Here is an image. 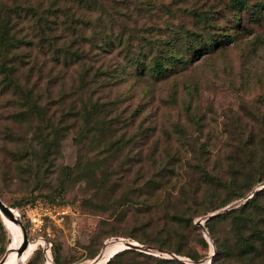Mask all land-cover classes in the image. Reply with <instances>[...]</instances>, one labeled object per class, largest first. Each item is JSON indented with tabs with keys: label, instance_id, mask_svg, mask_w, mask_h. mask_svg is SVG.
<instances>
[{
	"label": "rangeland",
	"instance_id": "obj_1",
	"mask_svg": "<svg viewBox=\"0 0 264 264\" xmlns=\"http://www.w3.org/2000/svg\"><path fill=\"white\" fill-rule=\"evenodd\" d=\"M88 1H96L98 11L77 10L80 4L75 0H0V9L7 12L17 4L23 7L20 18L14 15L17 40L11 49L23 84L6 94L0 84V197L17 213L28 241L36 244L22 264H108L126 247L123 241L156 252L126 249L129 252L114 264H185L172 254L191 264H211L216 254L218 264H264V243L250 263L237 255L244 237H255L256 230L264 233V182H257L264 179V0H244L247 6L242 8L233 5L235 0ZM29 7L48 11L57 22H70L74 14L82 20L77 23H84L91 13L95 21L106 9L107 17L115 16L112 29L124 35L166 37L187 29L206 38L233 27L234 39L225 51L194 65L176 99L162 103L160 111L152 110V104L148 116L137 117V123L145 117V131L138 136V130L130 127L127 132L110 113L92 123L78 115L89 97L111 102L120 111L128 105L133 110L142 91V83L133 76L112 87L101 86L104 77L92 92L78 94L74 87L79 86L80 69L61 63L55 77L64 75V83L46 92L42 82L34 100L39 109H30L33 99L26 96L21 64L26 47L23 11ZM194 12L203 19L194 18ZM206 16L215 29L207 28ZM92 25L78 24L65 33L91 37ZM95 27L101 33L111 30ZM85 52L84 59L92 56ZM103 53L104 69L120 64L131 68L121 48ZM160 95L156 89V97ZM184 103L197 108L196 119L191 121L183 112ZM118 139H123L121 149ZM195 147L199 158L193 155ZM255 195L254 204L238 210ZM156 198L161 202L155 204ZM65 208L68 214H58ZM147 209L152 211V224L146 213L141 216ZM236 209L234 215L213 220L211 233L196 224ZM34 216L40 217L39 224L32 222ZM18 235L0 213V261ZM176 246L181 255L167 250Z\"/></svg>",
	"mask_w": 264,
	"mask_h": 264
},
{
	"label": "trees",
	"instance_id": "obj_2",
	"mask_svg": "<svg viewBox=\"0 0 264 264\" xmlns=\"http://www.w3.org/2000/svg\"><path fill=\"white\" fill-rule=\"evenodd\" d=\"M75 1H78L80 4H77V10L81 8L91 11L97 9L95 6L96 1ZM233 3V5L240 6L241 8L247 6L244 0H235ZM22 9L23 7L19 4L8 8V12L5 9H0V84L3 94H6L11 88L13 89L14 86L20 87L23 84L20 75L21 67L16 63V60H18L16 54L11 51L17 40V21H14V15L20 18V10ZM23 12L24 22L26 24L24 25L22 43L26 47L25 57L21 64L24 66V83L28 88L26 90V96L28 101L33 99V106H30V109H39L37 102L34 100L37 99L40 94L37 90L40 84L44 83L46 92H49L57 88L59 84L62 85L64 83V75L60 79L59 77H55V74H57L56 67L61 63L66 66V68L76 66V68L80 69L77 77L79 86L74 87L78 94H88L92 92V86L104 77L105 79L101 86L112 87L120 82L129 81L130 76H133V79H136V81L134 80L135 82L139 81L142 83V91L140 92L141 99L136 106L134 105L133 110L132 106L128 105L126 107L128 110L122 108V112L118 110L115 104L111 105V102L93 101V99L89 97L83 101L78 115L80 118L84 119L85 123H92L94 120H99L102 116L105 118V116L110 113L117 119V122H120L121 126L127 128V132H129L130 127L131 129L138 130L140 133L138 136H141V133L145 131V129H143L145 117L143 116L140 123H137V117L140 114L148 116L147 108L152 106V104V110L159 109L160 111L162 103H167V100L171 98L176 99L179 96L178 88L180 84H186L187 74L192 70L194 65L204 58L215 56L220 51H225L230 42L234 39L233 35L230 33L233 27H231V30H227L223 35L215 36L212 33H208L206 38L199 36L197 32H191L187 29H185L182 34L173 32L171 36L166 37H164V35H146L145 33H129L128 35H124L123 32L116 33L112 29L116 24L115 16L112 15L107 17L109 12L106 9L100 10V13L104 15L103 17L100 15L93 21L91 13V17L86 18L83 21L84 23H77L76 21L81 22L82 20H77L74 14H72L70 22L67 20H60V22H57L59 19L56 16L54 19H50L48 11L45 14L36 7L26 8ZM56 13H58V11H54V14ZM191 14L198 20H202L204 17V15H200L198 12ZM206 18L207 20L205 23L207 28L215 29L216 27L213 24H209V16H206ZM256 21L258 20L256 19ZM88 23L93 24L90 31L91 37H87L84 33H78V35L72 33L71 38L65 33L67 30H74L78 24L87 25ZM95 26L111 30L109 33H101L96 31ZM87 43L90 47L88 49L86 48ZM115 48H121L126 62L131 66L130 69H128L129 67H127V64L124 66L120 64L118 67L117 65H113L112 68L104 69L103 52H112ZM85 51H88L89 55L92 56L84 59L88 56ZM14 55L15 58L13 57ZM109 80H112V82ZM156 89L161 92L159 98L156 97ZM68 90L73 91L71 88H68ZM62 93L65 95L67 92L66 90H62ZM156 102L159 106L157 108L155 107ZM196 109V107H192V103H184L183 112L188 115L191 121L197 118L198 111ZM114 110L115 113H113ZM119 118H121V121H118ZM157 123L158 122L154 123V125L156 126ZM94 124L97 125V123ZM122 140L118 139L116 142L120 145L119 149L123 146ZM80 142L81 141H79V143ZM197 145L198 144H196V146ZM197 150L199 149L195 147L193 155L199 158V153L197 154L195 152ZM68 169L71 172L74 170V168L70 167ZM162 174L163 173H161V175ZM257 182H264V179L259 178ZM256 198L257 196L255 195L238 210L242 211L244 207L254 204ZM160 199L161 198H156L155 204L161 202ZM230 202L231 201L220 207H216L214 211L225 207ZM238 210H232L217 218L208 219L205 228L211 233L213 231L211 227V222L213 220H220L226 216L234 215ZM139 212L140 211H136L134 214H138ZM150 212H152L151 209H147L146 212H142L141 216H143V213H146V217L151 220L149 224H152L150 222L153 220V215ZM195 215H197V213H193L191 216ZM191 219H193V217L189 218L188 221ZM240 221L246 224L242 219H240ZM249 222L253 227H258L254 219H251ZM187 224L189 228L190 224ZM259 231L260 230H256V232H253V236H255L253 238L244 237L238 245V257L248 261V263L255 259L258 253V245L264 243V233H260ZM159 247L161 249L164 248L160 245ZM167 250L176 255L182 254V249L179 246L167 247ZM128 252L129 250H124L115 254L109 260L108 264H114L115 260ZM218 253L223 254L222 251ZM217 257L218 254L215 255L211 264H218L219 260H217Z\"/></svg>",
	"mask_w": 264,
	"mask_h": 264
},
{
	"label": "water",
	"instance_id": "obj_3",
	"mask_svg": "<svg viewBox=\"0 0 264 264\" xmlns=\"http://www.w3.org/2000/svg\"><path fill=\"white\" fill-rule=\"evenodd\" d=\"M227 209H230V207L227 208ZM0 213L3 215V217H4L5 219H8V220L13 221V222H15V223H18V224L21 226L22 231H23V244H24V245H23V248H22L21 250L18 251V253L21 254V253L25 250V248L27 247V244H28V242H29V241H28V238H27V232H26L24 226L22 225V223L20 222L18 216H16V215H15V212H14L9 206H7V205L3 202V200L1 199V197H0ZM218 214H220V213H217V214L211 215L210 217L206 218L205 220H199V221H197L196 224H197L199 227H201V229H203V230L205 231V230H206V228H205V222H206L208 219H210L211 217L217 216ZM123 242H125L126 247H125L124 249L118 251L117 253H119V252H121V251H124V250H126V249H139V250H143V251L146 250L147 252H150V253L156 252V250H155L154 248H152V247L141 246V245H139L138 243H137V244H134V242H131V241H123ZM117 253H115V254H117ZM115 254H114V255H115ZM158 255H164V253H162V252H158ZM170 256H171V258H174V259L177 258V259H179V260H182L185 264H191L189 261H186V260H184V259H181V258H179V257H177V256H175V255H173V254L170 255ZM6 257H7V254H6L5 257L0 261V264H4ZM112 257H113V256H112ZM112 257H111V258H112ZM109 260H110V259H109ZM109 260H108V262H109Z\"/></svg>",
	"mask_w": 264,
	"mask_h": 264
},
{
	"label": "bare ground",
	"instance_id": "obj_4",
	"mask_svg": "<svg viewBox=\"0 0 264 264\" xmlns=\"http://www.w3.org/2000/svg\"><path fill=\"white\" fill-rule=\"evenodd\" d=\"M17 216V213L15 212ZM8 228L12 231L13 234L19 231L18 239L11 240L9 245L10 252L7 254L4 264H22L25 263L26 259L32 254L36 244L33 242H28L25 250L19 254L18 251L23 248V231L21 226L18 223L6 219ZM36 249V248H35Z\"/></svg>",
	"mask_w": 264,
	"mask_h": 264
},
{
	"label": "built area",
	"instance_id": "obj_5",
	"mask_svg": "<svg viewBox=\"0 0 264 264\" xmlns=\"http://www.w3.org/2000/svg\"><path fill=\"white\" fill-rule=\"evenodd\" d=\"M69 213V209L68 208H65V209H63L62 211H60L58 214H61V215H66V214H68ZM32 222L33 223H36V224H39L40 222H41V219H40V217H32ZM47 255V254H46Z\"/></svg>",
	"mask_w": 264,
	"mask_h": 264
}]
</instances>
